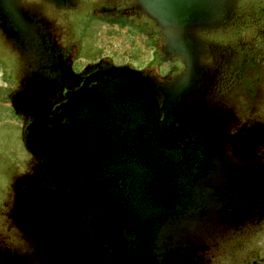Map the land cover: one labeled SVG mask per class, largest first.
Segmentation results:
<instances>
[{"label":"rangeland","instance_id":"obj_1","mask_svg":"<svg viewBox=\"0 0 264 264\" xmlns=\"http://www.w3.org/2000/svg\"><path fill=\"white\" fill-rule=\"evenodd\" d=\"M115 79L182 156L167 203L25 140ZM0 264H264V0H0Z\"/></svg>","mask_w":264,"mask_h":264},{"label":"flooded vegetation","instance_id":"obj_2","mask_svg":"<svg viewBox=\"0 0 264 264\" xmlns=\"http://www.w3.org/2000/svg\"><path fill=\"white\" fill-rule=\"evenodd\" d=\"M135 97L136 94L128 81L115 79L82 92L76 100L77 108L73 111L56 113L52 116L32 108L25 128V140L34 150L46 156L48 161L51 157L57 159L58 156H71L70 150L64 146L59 135L66 137L68 144L72 141L71 147L76 152L91 149L96 139L114 141L116 146L108 149L110 156L117 157L116 164L109 160L107 171H112L114 168L129 170L127 180L130 183L132 178L133 195L145 201L148 190L151 191L152 187L160 184L157 170L151 165L148 166V162L142 158L144 152L140 153L131 148L122 149L118 144L120 139L129 141L140 138L147 139L150 147H156V137L160 134L151 124L130 115L129 104L136 103ZM124 131L127 133H123ZM55 144H58L57 148ZM106 144L110 143L106 142ZM171 150L165 149V155ZM92 170L94 168H91L90 164H87L86 169L80 166H74L68 171L55 168L57 173L73 176L87 184ZM150 196L152 202L154 198L151 192Z\"/></svg>","mask_w":264,"mask_h":264},{"label":"water","instance_id":"obj_3","mask_svg":"<svg viewBox=\"0 0 264 264\" xmlns=\"http://www.w3.org/2000/svg\"><path fill=\"white\" fill-rule=\"evenodd\" d=\"M123 133H127L124 131ZM64 146L70 150L71 156L63 157L58 156L57 159L51 157L49 160L50 165L55 169L59 168L61 170H70L74 166H80L82 169H86L87 164H90L91 168H94L90 172V179L92 181L98 180L106 173L111 160L113 164H116V156H110V149L115 147V142L105 139H96L93 141L94 147L89 150L76 152L74 148L71 147L73 143L68 144V139L63 135H59ZM156 147H150L147 139H130L126 141L125 139H120L118 144L122 146V149H134L144 152V158L148 162V166L156 168L157 176L160 180V184L152 187V190H148L147 198L150 199V192L153 195V204H163L167 203L174 196L177 189L178 178L181 175L182 170V156L178 154L177 147L171 145V137L157 136ZM53 141V140H52ZM106 142L110 144L107 145ZM58 144H55V148ZM165 149H172L167 155H165Z\"/></svg>","mask_w":264,"mask_h":264}]
</instances>
